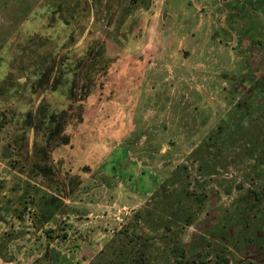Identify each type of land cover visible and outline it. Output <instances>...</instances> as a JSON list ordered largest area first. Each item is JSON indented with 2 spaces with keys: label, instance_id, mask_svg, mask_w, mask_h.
<instances>
[{
  "label": "rangeland",
  "instance_id": "1",
  "mask_svg": "<svg viewBox=\"0 0 264 264\" xmlns=\"http://www.w3.org/2000/svg\"><path fill=\"white\" fill-rule=\"evenodd\" d=\"M0 118V264H264V0H0Z\"/></svg>",
  "mask_w": 264,
  "mask_h": 264
},
{
  "label": "trees",
  "instance_id": "2",
  "mask_svg": "<svg viewBox=\"0 0 264 264\" xmlns=\"http://www.w3.org/2000/svg\"><path fill=\"white\" fill-rule=\"evenodd\" d=\"M254 86H257L256 82H254L252 84V87H254ZM50 118H53V117H50ZM3 122H4V118H0V126L3 124ZM174 252L176 253V255H183V251L181 249H179L177 251L175 250ZM134 256L135 257H132V258H133L135 264H143V262H144L143 261V255H142V251L139 247H137L135 249ZM226 261L227 260L225 257L218 255L216 260L214 261V264H226Z\"/></svg>",
  "mask_w": 264,
  "mask_h": 264
}]
</instances>
